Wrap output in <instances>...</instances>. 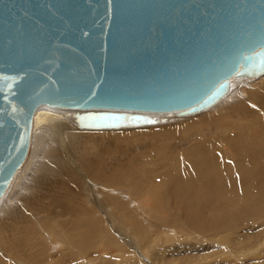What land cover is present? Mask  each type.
Returning a JSON list of instances; mask_svg holds the SVG:
<instances>
[{
  "label": "bare ground",
  "instance_id": "bare-ground-1",
  "mask_svg": "<svg viewBox=\"0 0 264 264\" xmlns=\"http://www.w3.org/2000/svg\"><path fill=\"white\" fill-rule=\"evenodd\" d=\"M247 84L251 89L247 88ZM247 95L249 103L244 100ZM75 112L49 106L37 111L30 157L10 190L0 200V264L19 263L20 259L13 256V250L22 251L18 240L23 237L27 245L31 244L36 257L44 255L45 258L47 254L52 255V252L68 246L69 259L76 244H81L82 248L96 245L95 248H103V251L107 246L115 245L119 250L118 238L126 241V233L133 242L148 248L141 253L149 258L151 264H167V250L163 247L152 251L151 248H156L163 236L166 240L180 236L179 230L193 238L202 237V240L211 237L214 243L209 247L220 257H229L232 250H241V258L250 256L246 254L249 249L250 253L260 249L264 251V74L233 79L230 91L200 113L182 117L157 116L165 122L102 129L105 132L99 133V130L81 128L74 118ZM192 119L194 121L184 123V120ZM72 125L94 138L87 141V136L74 132L77 130ZM242 129L245 131L243 135ZM38 132L42 141L47 136L50 143L56 140V143L65 145L59 158L62 164L66 162L65 157L72 159L70 151L76 152L77 159L81 158V171L89 172L83 181L85 195L92 190L88 198L76 191L75 171H68L69 175L63 181L56 179L57 187L53 188V182L46 184L48 187L44 186V182L40 183L42 180L36 174H39L37 171L48 146L35 155ZM132 132L134 135L131 137L139 136L147 140L135 141L127 146H123L127 143L123 141L125 144L121 146L122 140L130 138L128 135ZM110 133L114 136L112 140L108 135ZM122 133L125 134L120 137ZM56 143L51 145L57 147ZM120 147L124 150L130 148L120 152ZM147 147L157 153L146 151ZM92 149H96L98 154L90 159ZM117 150L120 153L115 156ZM178 150L179 154L174 153ZM142 152H146L145 155ZM90 178L95 180L93 184L89 182ZM146 191L154 199L146 195ZM95 195L99 199L96 200ZM89 197L94 198V203ZM49 210L52 212L47 215ZM162 212L165 217H159L165 220L159 223L157 217ZM118 222L125 233L119 230L122 233L108 234L109 230H113L112 225ZM45 223L50 224L49 231L45 230ZM2 226L15 230L5 237L7 230L4 231ZM149 228L156 233L151 234ZM35 231L43 245L37 249H34L30 237V233ZM80 231L81 237L77 235ZM105 233L108 234L106 246L102 235ZM189 248L186 245L185 249ZM203 250L209 252V249ZM119 255L120 258L126 257L121 250ZM78 256L80 264H95V259L86 257L82 252ZM31 257L23 254L24 260L28 259L30 264H50L48 258L36 263ZM201 258L207 257L201 255Z\"/></svg>",
  "mask_w": 264,
  "mask_h": 264
},
{
  "label": "water",
  "instance_id": "water-1",
  "mask_svg": "<svg viewBox=\"0 0 264 264\" xmlns=\"http://www.w3.org/2000/svg\"><path fill=\"white\" fill-rule=\"evenodd\" d=\"M264 74V0H0V200L43 106L84 129L165 122Z\"/></svg>",
  "mask_w": 264,
  "mask_h": 264
},
{
  "label": "rangeland",
  "instance_id": "rangeland-1",
  "mask_svg": "<svg viewBox=\"0 0 264 264\" xmlns=\"http://www.w3.org/2000/svg\"><path fill=\"white\" fill-rule=\"evenodd\" d=\"M256 81H258V80H254V82H256ZM261 81V80H260ZM259 81V82H260ZM253 81H251L250 83H252ZM249 84H247V88L248 89H251L250 88V86H248ZM237 86V85H236ZM247 97H249V95H247V96H245L244 97V100L247 102V103H249V100H247ZM249 99H250V97H249ZM56 110H58V109H56ZM61 111V110H60ZM62 112H65V111H62ZM152 115H154V116H161V115H168V114H152ZM204 117H206V116H204ZM192 121H194V119H192V120H190V121H188V120H184V123H190V122H192ZM181 122H183L182 120H181ZM72 123V122H71ZM74 124V123H73ZM196 125V124H195ZM194 125V126H195ZM72 126H74L73 128L75 129V130H77V126L76 125H72ZM75 127H77V128H75ZM66 128H68V129H70L69 127H66ZM80 129V128H79ZM71 130V129H70ZM82 130H84V129H82ZM157 130V129H156ZM79 130H77V131H74V132H76V133H82L84 136H87V138H86V140L87 141H90V140H92L94 137H90V136H92V134H87L88 132H82V131H79ZM89 131V130H88ZM90 131H93V132H96V131H94V130H90ZM105 132L104 130H99L98 132L100 133V132ZM114 131H117V130H114ZM129 131H131V130H129ZM34 132H35V129H34ZM123 132H126V131H123ZM149 133V132H148ZM242 133H245V131L242 129V131H241V135H243ZM125 134V133H124ZM123 133H122V136H120L119 134L117 135V136H120V137H123V135H124ZM88 135H89V137H88ZM104 136H108L109 135V138L112 140V138L114 137L111 133L110 134H103ZM130 135H134L133 134V132H132V134L130 133L128 136L130 137V138H128V137H125L126 139H124V140H122V142H121V146L123 145V144H125L126 142L128 143L129 142V144H125V145H123V146H127V145H130L131 143H133V142H135V141H138L137 143H139V142H143V141H145V140H147V139H141L138 135H137V133L135 132V136H138L137 138H135L134 136V138L133 137H131ZM223 135V134H222ZM222 135H221V137H222ZM95 137H98V138H103L104 136H101V135H98V136H96V135H94ZM46 137L47 136H45L44 137V139H43V141H42V138H41V133L40 132H38V144H37V149H36V152H35V155H37L38 154V151L41 149H44L46 146H48V149H47V151H46V153H45V155H44V159H43V162L41 163V165H40V167L38 168V170L39 171H37L39 174H36L37 176H39V178H40V180H42V181H40V183H45L44 184V186L45 187H48V185H46V184H48V183H50V182H53L52 184H53V188L54 187H57L58 186V183H57V180H60V181H63L64 179H66L68 176L67 175H69L67 172L68 171H75V174H76V179H75V182H74V185H75V188H76V191L77 192H81V194H84V196L86 197V198H88V195H90L91 194V192H92V190H90L89 192H87L86 193V195H85V193H84V191H85V189H84V179L86 178V176H88L89 175V172H82L81 171V168L79 167V164H80V160H81V158L79 157L78 159H77V154H76V152L75 151H70L71 153H72V159H66V157H65V161L66 162H64L63 164L59 161V158H60V156H62V154H63V149L65 148V145H62L61 143H56L55 141L56 140H54V141H52L51 143H50V141H48V139H46ZM84 138V137H83ZM105 138V137H104ZM133 138V139H132ZM106 139H108V138H106ZM131 139V140H130ZM137 139V140H136ZM115 141V140H114ZM123 141L125 142V143H123ZM41 143H42V145H44L43 146V148H42V145H41ZM52 143H56L57 144V147H53V145H51ZM51 145V146H50ZM122 147H120L118 150L121 152V150H124V147L121 149ZM130 148V147H129ZM128 147H127V149H129ZM126 149V150H127ZM40 150V151H41ZM115 150V149H114ZM117 150V151H118ZM126 150H124L123 152H125ZM146 151L148 150V151H151L152 153H157L155 150H153V149H150V148H148L147 147V149H145ZM118 151V153H114V155L116 156L117 154H119L120 152ZM97 152V150L96 149H92L91 150V156H90V159H92V157H96L97 156V154L98 153H96ZM179 152H180V150H178V151H176V152H174V153H176V154H179ZM143 153V152H142ZM145 153L146 152H144L143 153V155H145ZM78 162V163H77ZM57 163V164H56ZM58 164H60V165H62V166H60V165H58ZM57 179V180H56ZM91 179V178H90ZM94 181L95 180H92L91 179V181H89L90 183L92 182V184L94 183ZM35 182V181H34ZM88 182V183H89ZM95 185V184H94ZM91 187H93V185H90ZM45 187H42V189L43 190H47V188L45 189ZM96 188V187H95ZM94 188V189H95ZM116 191L115 189H110L109 191ZM44 191H42L41 193H43ZM95 192V191H94ZM142 193H143V191H142ZM144 194V193H143ZM145 194L146 195H150L149 194V192L148 191H146L145 192ZM137 195L138 196H140V194H138L137 193ZM150 197L152 198V199H154V196L153 195H150ZM91 200H92V202L94 203V198L97 200V199H99L96 195H95V197L93 198V197H89ZM66 212H67V209L65 208L64 209ZM164 211V210H163ZM52 212V210H49L48 211V214L47 215H49L50 213ZM158 212V211H157ZM46 214V213H45ZM162 214H163V212L160 214V215H158V217H157V220H158V222L159 223H161V222H163L162 220H165V219H161L160 217H165V214L162 216ZM96 215H97V213H96ZM160 216V217H159ZM101 217V216H100ZM8 222L9 223H11L9 220H8ZM110 222H111V220H110ZM120 223L118 222V223H114V225H112V228H113V230L111 229V230H109L110 232L108 233V234H111V235H113L112 233L114 232H118V233H122L123 232V230L124 229H122L121 230V228H120ZM49 226H50V224L49 223H45V226H44V228H45V230L46 231H49ZM0 227H1V224H0ZM2 228L4 229V231H6L7 230V234L5 235V237H7L9 234H10V232L11 231H14L15 229H12V228H7V227H3L2 226ZM106 228V227H105ZM23 229V228H22ZM109 229V228H108ZM150 229V232H151V234H154V233H156V231H152V229L151 228H149ZM250 229H252V226H250ZM17 230H19V229H17ZM39 230H40V232H42V233H45L41 228H39ZM115 230V231H114ZM117 230V231H116ZM122 231V232H120V231ZM127 230V229H126ZM125 230V231H126ZM251 231V230H250ZM30 232V231H29ZM117 233V234H118ZM123 233H125V232H123ZM179 233H180V236H178V237H175V239H168V240H166L165 239V236H163L162 237V240L160 241V242H158V246H156V248H151V250L152 251H156V250H161L163 247H164V249L165 250H167V252H168V255H167V257L165 258V262H169V263H167V264H255V262L257 263V264H264V251H262L261 249V252H260V250L259 251H255L254 250V252L252 251V253H250L249 252V250H247L246 251V254L247 253H249L250 254V256H248V258H247V256H242V258L240 257L241 255H242V252H241V250H232V255H230L229 257H220L219 256V253L217 252H214L213 251V249H211L210 247H209V245H211V244H213L214 243V241L211 239V237L209 238V239H203L202 240V237L201 238H193L192 237V235H190V234H188L187 232H181L180 230H179ZM107 233H105V234H102L104 237H103V239L106 241V242H104V240H103V244L106 246L107 244L106 243H108V241H107V235H108ZM264 234V233H263ZM30 237H32V239H31V241L34 243V249H37V248H39V247H42L43 245L40 243V240H39V238H40V235L38 234V232L37 231H35V232H31L30 233ZM78 236H80L81 237V231L77 234ZM125 236H124V238L126 239V241H124V240H122V238L120 237V238H118L119 239V250H121V251H123V253H125L126 254V257L125 258H120V255H119V250H118V246H115V245H113V246H107V248H105L106 249V251H103V248L102 249H100V248H95V247H97L96 245L94 246V247H91V246H89L88 248H82V246H81V244H76V245H74V247H75V249H74V247H73V254L72 255H70V257L72 258H70L69 257V259H71V260H69L68 258H67V256H68V254H69V250H68V246H66V249H64V247H63V249H59V250H57V252H52V251H49V253H51L52 252V255H50V254H47L46 255V253H45V255H46V257L48 258V261L47 262H50V264H80V262H81V260H80V258H79V253L80 252H82L86 257H91V258H93V259H95V264H151L150 263V261H149V258L146 256H143L142 255V253L141 252H145L144 250H146V249H148L147 247H144V245H141L140 243V245L139 244H137V242H133V239L132 238H128V236H127V234L125 233L124 234ZM114 236V235H113ZM127 236V237H126ZM261 237V236H260ZM16 238V240L18 239L17 237H15ZM1 239H2V236L0 235V241H1ZM92 239V238H91ZM23 240V241H22ZM22 240H18V246H20L21 248H22V251H15V250H13V256L16 258V259H20V261H19V263L18 262H15L14 264H23V263H26V264H30V262H28L27 260L28 259H25L24 260V258H23V254H25V255H28V256H32V254H34V252L31 250V244H26V241H25V239H24V237L22 238ZM93 240V239H92ZM130 240H131V242H130ZM95 241V240H94ZM42 243H43V241H41ZM80 242H81V239H80ZM138 242H139V240H138ZM201 244H203V246L201 245ZM186 245H189V249H185L186 248ZM139 246H141L140 248H141V250L138 248ZM45 247H46V245H45ZM198 247V248H197ZM202 247H204V248H202ZM192 248V249H191ZM220 248V247H219ZM219 248H216L217 250L219 249ZM233 248V247H232ZM203 249H209V252H205ZM216 249H214V250H216ZM221 249V248H220ZM223 249V248H222ZM75 250H77V251H75ZM187 250H189L190 252H187ZM193 250V251H192ZM32 251V252H31ZM69 251V252H68ZM101 251V252H100ZM103 251V252H102ZM192 251V252H191ZM213 251V252H212ZM234 251H236V252H234ZM105 252V253H104ZM186 252H187V254H186ZM239 252V253H238ZM255 252H257V253H255ZM23 253V254H22ZM47 253H48V248H47ZM56 253V254H55ZM189 253H190V255H189ZM200 253H201V255H202V257L203 258H206V259H203L202 260V258H201V255H200ZM254 253V254H253ZM62 254V255H61ZM146 255H147V253H145ZM149 254H150V259L151 260H153V258L151 257V253L149 252ZM192 254V255H191ZM204 254V255H203ZM235 254V255H234ZM237 254L239 255V256H237ZM198 255V256H197ZM211 255V256H210ZM217 255V256H216ZM248 255V254H247ZM252 255V256H251ZM256 255V256H255ZM100 256V257H99ZM216 256V257H215ZM99 257V258H98ZM233 257V258H232ZM237 257H239V260H237L238 258ZM249 257H251V258H249ZM258 257V258H257ZM43 258H45V256L44 255H42V256H40V257H36L35 256V254L31 257V260H33V261H35L36 263H37V261H42V260H45V259H47V258H45V259H43ZM49 258H52V260H49ZM197 258H200L199 260H197L196 261V259ZM171 259H175V260H171ZM251 259V260H250ZM15 260V259H14ZM53 260H54V262H53ZM71 261V262H70ZM52 262V263H51ZM64 262V263H63ZM171 262V263H170ZM194 262V263H193ZM11 263V262H10ZM157 264H159V263H157Z\"/></svg>",
  "mask_w": 264,
  "mask_h": 264
}]
</instances>
